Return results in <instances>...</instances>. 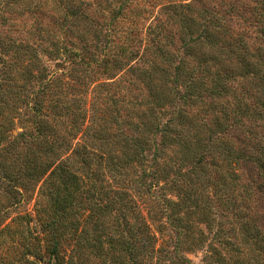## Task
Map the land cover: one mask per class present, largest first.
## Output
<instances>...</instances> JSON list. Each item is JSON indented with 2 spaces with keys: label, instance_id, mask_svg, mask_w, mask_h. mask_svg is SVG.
Segmentation results:
<instances>
[{
  "label": "rangeland",
  "instance_id": "1",
  "mask_svg": "<svg viewBox=\"0 0 264 264\" xmlns=\"http://www.w3.org/2000/svg\"><path fill=\"white\" fill-rule=\"evenodd\" d=\"M76 2L84 16L75 20V26L67 24L69 28L59 12L53 11L56 8L51 0L20 1L13 12L0 6V39L11 40L13 45L9 48L13 52L0 47V264H264L263 0ZM87 17L100 25L116 18L117 26L124 19V28L139 31L132 53L118 56L126 65L123 70L112 75L102 74L103 70L96 74L94 62L104 60V55L94 46L90 64L73 67L65 60L66 50L83 52L76 25H89ZM195 21L200 27L213 22L219 29L215 53L223 62L219 69L226 75L219 82L226 88L218 96L203 93L201 84H211L200 72H195L194 81L202 92L194 93L186 87L185 79L188 81L201 60L197 50L192 56L186 54L185 43L191 37L186 34L187 27L195 29ZM17 47L22 56H34L33 52L39 55L32 60L48 68L47 80H63L73 86L72 79L82 77L87 83L112 84L104 94L114 95L118 103L117 119L110 111L113 132L135 138L134 130L142 123L158 119L166 125L183 112V118L173 126L179 132L168 137L164 148L159 146L163 148L160 170L151 167V148L147 161L128 169L132 182L123 189L119 185L122 176L115 178L103 165L100 201L86 200L89 186L86 184L85 190L84 175L79 174L76 190L70 187V196L62 193L60 198L68 196L69 201L60 205H52L54 201L39 195L43 182L18 181L15 170L8 169V158L18 156L9 142L31 125L28 121L33 119L32 112L26 102L34 95L31 89L37 79L33 76L41 74L35 66L19 70L26 74L25 68H29L32 76L25 77L26 81L18 76L24 81L12 90L16 94L11 98L1 73L17 77L12 72V67L21 69L15 61ZM92 54L96 55L94 60ZM155 58L168 72L162 84L170 92L164 101L156 102V110L144 105L153 99L146 85L136 80L139 74L134 71L148 70L145 64ZM249 63L256 65L250 67L255 76L249 77ZM178 67L180 73L176 72ZM63 89L65 102L87 99L91 103L94 99L87 90ZM181 132L185 145L178 137ZM155 134L146 136L149 146L153 140L162 142L160 133ZM142 177L144 181L139 179ZM139 182L150 185L148 195ZM137 206L152 239L137 238Z\"/></svg>",
  "mask_w": 264,
  "mask_h": 264
},
{
  "label": "trees",
  "instance_id": "2",
  "mask_svg": "<svg viewBox=\"0 0 264 264\" xmlns=\"http://www.w3.org/2000/svg\"><path fill=\"white\" fill-rule=\"evenodd\" d=\"M20 1L24 0H1L0 6L4 7V11H12V9H15V5H18L17 7L20 6ZM51 2L54 8H56L53 11L59 12L62 18L61 20L64 21L66 28H69L68 25L70 26L71 23L75 26V20L83 19L84 11L81 9L80 13L78 12L79 5H77L76 0H51ZM260 7L264 11V0ZM70 17L74 18L72 22L69 21ZM89 20V25H76L78 27L76 33L79 35V47L83 44V52L81 51L82 53H78L72 50H66V53H64V55L67 56L65 60L73 67L87 64L90 62L91 49L94 46L98 54L104 55V60H97L94 62V64L97 65L96 74L103 70L102 74L107 73L112 75L115 72L123 70L126 65L120 63L121 61L118 60V56L129 52L132 53V44L139 38V31L129 26L124 28L127 23L124 19L121 21V26H117V21H115L116 18L112 19L111 23H106L107 25H104L105 23L100 25L94 18H88V21ZM212 23L213 22H210L209 25L200 27L195 21L193 24L195 29H192L193 27H187L186 34H190L191 37L189 41L185 43L186 54L192 56L198 51L197 55H199L201 60L197 69H193V73L187 77L188 81L186 79L185 81L187 84L186 87L194 93H201V90L204 89L203 93H207L210 96H218L221 95L222 90L226 88L222 82H219L224 79L226 74L221 73L219 69L223 66L221 56L217 58L218 55L215 53L219 45V39L217 38L219 29H215L216 25ZM110 25H113V29H109ZM196 32L201 33H198L199 35L194 37L193 34ZM10 42L11 40L4 41V39H0V47L2 50L13 52V50L9 49L13 48ZM158 49L162 53V48L158 47ZM19 50L20 48L17 47L15 51V61H19L21 69L19 66L16 70L12 67V72L16 74L17 77L23 76L29 79L32 76L29 68H25L26 74L19 70H23L26 66H35L37 72L41 75L39 77L33 76L37 79L36 86L31 89L34 95L33 97L28 96L26 102V107L32 112L33 119L28 121L31 125L25 128L23 132L18 133L14 141L9 142V148H13L14 152L18 153L19 157L8 158L10 162L8 169L11 171L15 170L14 173L16 177H20L18 181L24 182L25 180L32 179L39 180L40 183L43 182L39 195L46 196L50 202L54 201L52 205H55L56 202L60 205L61 203L64 204L69 201L67 200L68 196L63 199L60 198L62 197V193L69 194L68 189L70 187L76 190L74 187L78 186L80 183L79 174L84 175L83 181L85 190L86 184L89 186V189L86 190V200L100 201L101 199L99 198L103 195L100 194L99 187H102L100 183L103 180L102 174L105 173V171H101L100 168L103 165L108 168V171L114 175L115 178L117 176H122V180L120 184H118L120 185V189H123L124 186L132 182L128 179V175H130L128 169L130 167L133 169L134 167H140L142 161H147V158H149L147 154L152 152L151 148H154V154L150 158L153 162L151 167L160 170V166L158 165L160 159L159 155L165 147L164 142L168 137L170 138L173 136V133L177 134L179 132V130H175L173 126L175 121L183 118V112L166 125H161L158 119L157 121L149 120L142 123L140 126L141 128L136 127L134 130L137 134L135 138L127 137L121 130L119 131L122 133L113 132L111 126L113 122L112 119L114 118L111 117L112 114L110 111H114V117L117 119L120 114L118 103L114 99V95L104 94L105 88L111 87L112 84H96L97 81H95V83H87L82 77H74V79H72L74 80L73 86L68 85V83L63 80H47L48 68L44 65L41 66L40 62L34 63L33 61L36 59L32 60L34 56L39 57V55L33 52L31 55L34 56L27 55L26 53L22 56ZM156 55L160 57L163 56L157 53ZM23 57L25 61H20ZM95 57L96 55L92 54L91 58L93 60ZM145 65L148 70H134L139 74L136 80L146 85L150 92L149 97L153 99L152 103L144 100V105L148 106L150 109L155 108L156 110L155 104H159L156 102L164 101L170 93L169 90L166 89V85L162 84V81L164 82V75L168 76V72L160 66L157 58L153 61H148ZM255 66V64L249 63L248 73L251 74L249 77L256 75L254 70H250V67L254 68ZM178 68L176 72L180 73L181 68ZM74 72H76L75 69ZM195 72H200L208 76V83L210 82L211 85L206 87V84L203 83L200 86L201 90H198V82L194 81ZM1 74L2 81L7 82V87L10 88V96L13 98L12 96L16 93L12 90L16 85L23 82L24 78L13 77L11 73L2 72ZM91 85L93 86L92 89L89 88ZM114 85L117 84L113 83V86ZM134 85L136 86V84ZM134 85L132 84V86ZM63 88L79 92L81 90H87V94L92 95L94 99L91 103H89L87 99L85 101L84 99H78L75 103L69 101L65 102L64 100L67 98H62ZM64 92L66 93V90H64ZM152 92H154V94H152ZM188 96H191L189 92ZM29 100L31 101L28 103ZM30 103H32V107H30ZM149 103L152 105H149ZM139 105L140 104L137 103L140 109ZM156 132L160 133L162 142L159 144L153 140V145L149 146L150 141H146V136L149 135V137H154ZM178 137L183 140L185 139L183 132L179 133ZM185 142L186 140H184L182 145H185ZM159 146L163 148L160 149ZM3 170L7 172L4 166ZM144 177L139 179L144 181ZM138 186L148 195V186L150 185L139 182ZM39 203L40 202H38V204ZM72 203L73 202L70 204L72 205ZM109 206H112V204ZM109 206L107 205L106 208ZM137 208V238L139 241L142 240L143 236L152 239L151 235L148 233V225L142 211L139 210V206H137ZM56 251H58L57 248L54 252Z\"/></svg>",
  "mask_w": 264,
  "mask_h": 264
}]
</instances>
